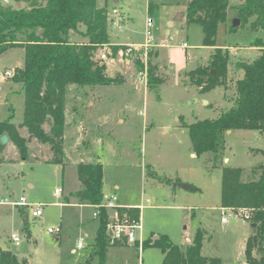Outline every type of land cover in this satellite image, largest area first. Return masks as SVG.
Instances as JSON below:
<instances>
[{"label": "rangeland", "instance_id": "obj_1", "mask_svg": "<svg viewBox=\"0 0 264 264\" xmlns=\"http://www.w3.org/2000/svg\"><path fill=\"white\" fill-rule=\"evenodd\" d=\"M96 1L107 5L110 41L124 42L130 36L131 41L138 43L115 45L123 50L128 44L134 45L131 52L123 55L130 60L128 63L120 61L110 47L101 48L108 56L105 74L117 80L99 85V92L107 91L112 99L97 104L99 110L90 113L92 116L83 124V141L91 138V148L82 159L102 164L103 191L108 195L115 193L121 205L139 201L143 194L144 203L149 205L144 211L145 219L153 232L145 237L144 241H149L140 255L137 247H111L116 244L109 243L104 264H162L163 252L153 244V236L165 235L173 245L182 247L186 237L193 236L198 228L204 231L203 256L218 257L222 264H249L244 248L247 237L254 233L251 219L227 214L225 223L220 220L221 168L213 167L207 154H191L193 147L185 126L216 118L229 107L238 75L228 74L223 85L206 92L189 82L187 72L208 64L212 50L202 45L200 24L188 22L184 15L188 0ZM237 2L231 1L230 17H235ZM113 8L116 13H112ZM147 17L153 19L152 27L147 26ZM259 36L264 37V30L252 31L248 24L234 32L219 25L215 41L216 45H230L232 62L240 57L251 61L260 53L252 44ZM149 37L152 39L147 41ZM183 42L186 47L181 46ZM23 58V48L17 45L0 54V120L8 118L10 106L12 120H22L23 88L21 84L14 87L13 78H3V72L17 70ZM136 60L143 66L139 67ZM148 62L156 65V74L162 79L155 91L148 88L146 80L141 81L142 69ZM119 117L123 121H118ZM224 142V155L229 161L223 160V164L242 168V181L257 179V166L264 163L263 132L234 129L225 133ZM34 145L28 144L26 156H21L15 146L4 151L0 162V201H18L25 196L27 201L41 203L42 215L32 216L35 206L0 204V245L26 264H79L91 251L93 233L98 227L94 208L61 207L55 203L63 201V195L77 186V167L72 161L78 155L56 165L43 159L48 151L41 150L37 141ZM116 184L119 190L114 188ZM55 189H63V193L56 196ZM83 218H93L87 229L80 225ZM48 227L60 231L49 233ZM13 233L20 238L18 245L10 239ZM79 241L84 248L72 252ZM253 255L259 258L256 247ZM87 264H101L99 256L94 254Z\"/></svg>", "mask_w": 264, "mask_h": 264}, {"label": "trees", "instance_id": "obj_2", "mask_svg": "<svg viewBox=\"0 0 264 264\" xmlns=\"http://www.w3.org/2000/svg\"><path fill=\"white\" fill-rule=\"evenodd\" d=\"M231 1H187L184 13L187 21L200 24L202 45L212 48L208 64L187 72L189 82L206 92L223 85L230 73H236L238 77L234 82L229 107L216 118L196 120L185 126L193 153L196 156L207 154L212 166L221 168V207L250 210L254 233L246 239L244 256L249 264H264V163L257 166L258 178L249 181L241 180L242 168L223 164L224 135L227 131L264 130V37H256L253 41L260 53L251 61L240 57L232 62L229 49L216 46V32L219 25L227 21ZM3 2L0 0V54L15 45L23 48V64L15 70L12 78L23 88L24 108L20 125L9 120L0 121V136L5 133L20 155L26 156L27 139L18 131L19 127H25L29 138L35 137L49 145L52 152L49 161L61 164L64 158L62 139L67 85H109L117 80V77H108L105 62L96 59L97 50L104 46L110 47L112 53L119 49V46L110 44L107 5H98L96 0ZM17 2L20 7H17ZM148 5L150 10V2ZM235 10V17L240 23L237 26L229 24V32L246 24L252 31L264 30V0H238ZM136 63L139 67L143 66L139 60ZM161 82L162 79L156 74V65L148 62V88L155 91ZM45 122L49 124L48 131L43 128ZM3 146L0 142V153ZM261 151L264 154V150ZM76 167L82 187L73 196L81 202L100 203L104 197L102 164L80 162ZM190 188L196 189L194 186ZM118 211L131 217L138 215V208L134 207H122ZM106 220V210L101 208L93 246L79 264H87L94 254L104 264L109 246L104 229ZM203 239L204 231L198 228L191 243L183 248L173 245L165 235L157 237L153 244L158 245L164 254L162 264H222L218 257L201 254ZM258 241L261 245H258ZM146 242H143V246ZM255 247L259 258L253 255ZM0 264H26V261H20L15 254L0 249Z\"/></svg>", "mask_w": 264, "mask_h": 264}, {"label": "crops", "instance_id": "obj_3", "mask_svg": "<svg viewBox=\"0 0 264 264\" xmlns=\"http://www.w3.org/2000/svg\"><path fill=\"white\" fill-rule=\"evenodd\" d=\"M5 1H7V0H5ZM114 1L116 2V0H114ZM233 18H235V17L234 16L230 17L229 16V12H228L227 21L224 22V23H221L220 26L224 25L226 27V30H227L228 27H229V24H231ZM127 38L129 39L128 41H124V42H121V41H116V42L115 41H110V44L116 45V44H121V43H124V44H127V43H138V42L131 41L130 40V36H127ZM161 43L164 44V47H168V44L166 42H164V43L161 42ZM215 43H216V41H215ZM165 44H167V45H165ZM216 46L221 47V48L230 49V45H227L226 43L225 44L224 43L223 44L220 43V44H217ZM210 49L212 50L211 47H210ZM254 49L259 51L258 47H254ZM21 66H19V67H21ZM17 86H18V84L15 83L14 87H17ZM99 88H101L99 85H95V86H78L76 84H69L66 87V91H65V128H64L63 139H62L64 158H63V162L62 163L65 162L64 161L65 159L68 160L69 158H72V156H76V155H78V158L75 159L74 161H72V162H74L76 164V166L80 162H83V163L99 162V161H94L93 159L90 160V161L82 159V155H84V153L91 148V138L90 139H86V141H83L84 133L81 131L82 129H84L83 124H86V121L89 120L90 117L92 116V114H90V113H92L96 109L95 106L97 104H101V103L103 104L105 102H108L109 100L112 99L111 98L112 94L111 95H106L108 93L107 91L106 92H99ZM207 102H209V101H207ZM23 108H24V105H23ZM96 110H99V108L96 109ZM9 111H10V113H9L8 118H6L4 120H9L10 122L14 123L15 125H20L22 120L19 121V122H14L12 120L13 108L11 106L9 107ZM101 113L102 112H101V109H100L99 114H101ZM95 117H97L98 120H102V119H100L98 117V114H96ZM0 121H3V120H0ZM118 121H123V119L119 117ZM43 128H44L45 131H48L49 130V124L47 122H45L43 124ZM18 131H19V134L22 137L27 139V142H26V146L27 147H28V144H31L32 146H35L34 145V141H37L38 144H40L39 148L41 150L45 151V153H47V151H48V153L45 154L43 159L45 161H47V162H50L49 160L52 157V152H51L50 147H49L48 144L39 142L35 137L29 138V133L27 132V129L25 127H19ZM231 131L232 130H229L227 133H230ZM262 132L264 134V130ZM3 145L4 146H3L2 151L0 153V157H1V161L0 162H2V160L4 159V151L8 147L15 146V144L9 139V137H8V141L5 144H3ZM15 148L17 149L16 146H15ZM191 154L194 155V153H191ZM224 161H229V158L225 156ZM103 185H104V182H103ZM29 186H32V184H29ZM81 187H82V184H81V182L78 179L76 188L71 190V191H69L68 193L64 194L63 195V201L55 202V203L58 204L61 207H63V206H75V207H77L79 209L87 207V206H93V204L81 202L80 200H78L77 197L73 196V193L75 191L79 190ZM114 188L119 190V185L116 184L114 186ZM55 191H56V189L54 190V194L56 196H58L60 193L61 194L63 193V189H61V191L59 193H56ZM102 191H103V186H102ZM103 193H104V191H103ZM109 195H116V194L112 193V194H109ZM109 195L104 193V196H109ZM26 201H27V199H26ZM118 201H119V198H118ZM27 202L41 205V203H39V202H30V201H27ZM10 206H12V205H10ZM18 206H23V205H18ZM123 206L138 208V214L140 216V221H141V225H142V228H141V231H140V235H141V237L143 239V242H144L145 237L151 231V229H150L149 221H147L145 219V215H144V211L149 209V208H147V207H149V205H146L144 203L143 194H141L139 201H137V199H135L134 202L125 204ZM92 219L93 218H83V219H81L80 220L81 221L80 222L81 227L83 229H87L91 225ZM95 219L98 222V219L97 218H95ZM98 225H99V222H98ZM184 228H186V226ZM95 233H96V231L93 233V243H94ZM152 233L153 232H150V234H152ZM156 238H157V235L153 236L152 241L155 240ZM192 238H193V236L186 237V241L187 242L181 248H183L186 245L190 244L191 241H192ZM10 239H11V236H10ZM12 242H13V240H12ZM93 243L91 245V248L93 246ZM77 244H78V242H77ZM110 246L111 247H118V246H126V245L121 244V243H117L116 245H110ZM134 247H137V245H135ZM142 248L139 251V249L137 247V251H138L139 255L141 254ZM0 249L9 251L8 249L2 248L1 245H0ZM77 250H79L77 245H76V247H72L71 248V251L74 252V253ZM139 255L137 256L138 258H139ZM163 257H164V254H163Z\"/></svg>", "mask_w": 264, "mask_h": 264}, {"label": "built area", "instance_id": "obj_4", "mask_svg": "<svg viewBox=\"0 0 264 264\" xmlns=\"http://www.w3.org/2000/svg\"><path fill=\"white\" fill-rule=\"evenodd\" d=\"M112 13H116V9L113 8ZM115 22H116L115 20L112 21V23H115ZM146 24L148 27H152L153 19L151 17H147ZM150 33L151 32L149 31L147 32V34H150ZM149 39H152V37L147 38V41H149ZM186 46H187L186 43L183 42L182 47H186ZM133 48H134V45L128 44V47L125 50L118 49L115 54L120 61L125 62L126 60V63H128L130 60L127 58H124L123 55L124 53L127 54L128 52H131ZM96 59L102 62H106V60L108 59V56L103 51V49L100 48L96 52ZM142 70L144 71L141 73V75H143L141 78V81L145 83V80H146V83H147V64L144 65V68ZM14 73H15L14 70L5 69L3 72V78H11L13 77ZM55 192L59 193L60 190L56 189ZM0 204H7V205H12V206L13 205L14 206L23 205L27 207L35 206V209L31 211L32 216L37 217L42 214V206L40 204H31L27 202L25 196H21L18 201H8L5 199V200L0 201ZM122 207H126V206H123L119 203L116 195L104 196L100 203L93 204V208H94L93 217L99 219L101 208L105 209L106 214H107V220H106L104 229H105L107 238L109 240V243L110 244L121 243V244L128 245V246L137 245L140 251L141 248L143 247V239L140 235V231L142 228L140 216L138 214L137 217H131L127 215L126 213L121 214L119 213L118 209ZM227 214L228 215L235 214L244 220H248L251 218V212L247 208L231 210L229 208L221 207L220 220L224 223L227 221ZM47 231L49 233H57L60 231V229L48 227ZM11 239L13 240L15 245L19 244L20 238L16 233H13L11 235ZM77 247L81 249V248H84V245L82 244L81 241H79L77 244Z\"/></svg>", "mask_w": 264, "mask_h": 264}, {"label": "water", "instance_id": "obj_5", "mask_svg": "<svg viewBox=\"0 0 264 264\" xmlns=\"http://www.w3.org/2000/svg\"><path fill=\"white\" fill-rule=\"evenodd\" d=\"M17 4V7H20V3L19 2H17L16 3ZM181 15V14H180ZM179 15V16H180ZM239 23H240V21H239V19L238 18H233L232 19V22H231V24H232V26H237V25H239ZM212 73H214V69H212ZM207 101H205V103H206ZM228 132V131H227ZM8 141V137H7V135L4 133V134H2L1 136H0V142H1V144H5L6 142ZM183 187H185V188H190V186H188V185H183Z\"/></svg>", "mask_w": 264, "mask_h": 264}]
</instances>
